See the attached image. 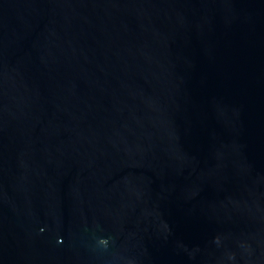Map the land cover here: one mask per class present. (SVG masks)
<instances>
[{
  "label": "water",
  "instance_id": "obj_1",
  "mask_svg": "<svg viewBox=\"0 0 264 264\" xmlns=\"http://www.w3.org/2000/svg\"><path fill=\"white\" fill-rule=\"evenodd\" d=\"M0 264H264V0H0Z\"/></svg>",
  "mask_w": 264,
  "mask_h": 264
}]
</instances>
